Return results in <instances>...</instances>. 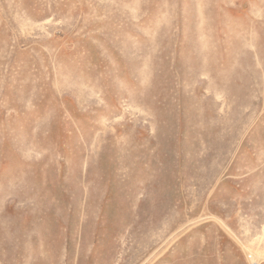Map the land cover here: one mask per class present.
<instances>
[{"label": "rangeland", "instance_id": "374dc122", "mask_svg": "<svg viewBox=\"0 0 264 264\" xmlns=\"http://www.w3.org/2000/svg\"><path fill=\"white\" fill-rule=\"evenodd\" d=\"M0 264H264V0H0Z\"/></svg>", "mask_w": 264, "mask_h": 264}]
</instances>
